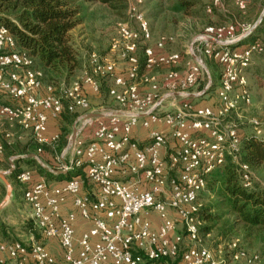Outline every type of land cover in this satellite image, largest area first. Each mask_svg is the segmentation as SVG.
<instances>
[{
  "label": "built area",
  "instance_id": "1",
  "mask_svg": "<svg viewBox=\"0 0 264 264\" xmlns=\"http://www.w3.org/2000/svg\"><path fill=\"white\" fill-rule=\"evenodd\" d=\"M218 5V0H209L205 13L212 14ZM142 6L143 0H126L129 21L116 24L108 54L90 52L79 75L58 85L43 82L33 59L17 50L13 36L0 25V154L13 128L28 133L37 145L36 155H41L43 147L56 146L58 135L47 136L48 123L63 110L78 113L76 122L88 113L106 115L86 119L92 127L90 141L75 137L64 169L80 170L77 175L48 184L33 181L30 169L14 167L40 241L33 236L0 241V263L5 257L14 264H56L43 243L53 241L64 264H263L238 237L222 240L215 249L206 246L198 216L205 177L238 151L236 127L221 129L220 123L239 105L251 104L243 72L246 56L260 42L240 46L251 32L240 25L206 26L197 39L201 49H186L189 61L181 72V54L167 52L165 39L150 44L152 30ZM237 6L246 9L242 1ZM238 45L243 53L235 49ZM201 56L221 69L217 110L189 98L199 94ZM114 59L125 68L117 67ZM158 69L165 70L160 77L154 74ZM103 80L110 83L107 95L115 110L103 109L101 103L94 106L85 92L98 95ZM260 86L264 90V77ZM137 126L146 131L142 148L132 140ZM240 171L244 186L250 187L248 167L241 165ZM83 184L91 187L89 194L82 193ZM68 199L72 210L66 212ZM77 215L90 224L78 237ZM152 215L160 221L156 226Z\"/></svg>",
  "mask_w": 264,
  "mask_h": 264
},
{
  "label": "trees",
  "instance_id": "2",
  "mask_svg": "<svg viewBox=\"0 0 264 264\" xmlns=\"http://www.w3.org/2000/svg\"><path fill=\"white\" fill-rule=\"evenodd\" d=\"M170 2L171 12L183 17L195 16V8L202 6L200 0ZM92 6L105 9L114 18L123 19L126 0H0V25L13 36L17 50L26 52L33 59V68L43 73L46 83H69L81 68L71 32L83 24L84 12ZM263 41H260L261 46ZM209 73L213 88L219 75L214 71ZM205 95L196 98V101L193 99L195 104L202 105L198 101ZM97 96L101 98L102 91ZM79 116L78 113L63 110L55 119L59 129V151L63 149L71 126ZM260 129L259 135L254 131L239 134L235 157L227 155L223 163L205 177V192L213 193L214 200L208 206H201L198 216L202 224L199 233L207 235L215 229L223 240L238 237L247 249L259 252L264 264V186L253 181L255 174L264 176V127ZM29 147L22 148L17 154H30L33 151L29 152ZM45 149L50 151L49 147ZM22 161L28 166H37L32 158H23ZM241 165L247 166L251 172L250 187L244 186ZM11 183L18 184L15 175L11 176ZM0 186L3 187V184L0 183ZM166 262L171 261L159 263Z\"/></svg>",
  "mask_w": 264,
  "mask_h": 264
},
{
  "label": "rangeland",
  "instance_id": "3",
  "mask_svg": "<svg viewBox=\"0 0 264 264\" xmlns=\"http://www.w3.org/2000/svg\"><path fill=\"white\" fill-rule=\"evenodd\" d=\"M200 1L202 3V6L201 8H195V16L183 17L179 14H174L171 12L170 0H143L142 9L147 19L149 20L152 30V39L150 41V44L152 45L161 38L165 39V49L167 52L181 54L182 61L178 66L179 71L183 72L185 70L186 63L189 61L188 57L184 54L186 49L192 46L201 49V44L198 43L197 39L200 35H202L203 29L206 26L219 25L235 27L237 25H240L245 27L244 29H247L251 32L247 35L248 37L243 40L240 46L251 47L250 42H254L255 39L260 42L262 39H264V0H218L219 5L213 9L212 14L210 15H207L204 10L205 5L209 3V0ZM239 1H242L246 5V9L244 11H241L237 6V3ZM83 17L84 20L83 24H81L80 26L81 28L75 29L73 32H71L70 36L72 44L77 51L81 68L82 65L86 63L87 55L90 52L94 51L101 55L108 54V47L110 44V40L115 33L116 24L119 22L129 21L126 10L124 18L117 19L110 15V13L105 9H101L97 6L88 7L84 12ZM239 34L240 28L237 27L236 35ZM240 46L238 45L235 49H239V52L241 51L240 53H243V47L240 48ZM255 49L251 50V53L246 56L247 67L243 72L248 90L251 93V104L249 106L239 105L238 109L235 112H232L220 123L221 129H224L225 126L236 127L240 135L248 132L252 133V131H254L255 129L264 127V90L260 86V81L264 77V41L262 43V46L260 44V46L256 50ZM141 53V50H139L137 54L140 62L142 60ZM200 59L203 63V78L199 84L198 89L196 90V92L199 93L207 88V74L210 71H214L220 77L221 71L220 67L214 61L204 56H201ZM114 60L115 62H117V67L123 69L125 68L124 62L119 61L118 59ZM81 68L75 73V76L79 75ZM164 72L165 70L158 69L154 71V74L160 77L164 74ZM42 80L44 83H46L44 75L42 76ZM109 86V81H101V98L103 97V99L99 98L97 95H94L91 99L89 98L94 106H98V104L101 103L103 109H117V106L114 104V102L107 96ZM216 101L217 99L215 89H209L204 98L200 99L198 102H202V105H209L208 103H216ZM73 126H75L77 130L79 127V123L75 122L71 126V132L61 151H59V148H57L58 142L56 143V146L54 148L50 149V151L47 149L44 150L47 157L45 158V160L47 159L49 164L47 162L45 163L48 164L51 170L60 168L62 160L61 158L64 157L62 153L68 144ZM17 129L18 128H14V130H12L13 137L8 141L9 145H12L10 147L11 149H9L5 157H3L4 162L0 163V171L2 172L8 171L10 168L9 162L6 160L7 157H9L11 153H18L21 150V148L18 147L19 141L26 142V144L30 146L28 149L29 152L31 150L33 151V148H35L34 142L31 137L27 133H23L21 130ZM56 158L58 159L56 160ZM13 162L15 163L16 161L14 160ZM28 169H30V171H33L35 175L41 176L45 174L43 173L42 168L39 169L38 165H32L28 167ZM46 179L47 181L51 180V178ZM253 181L264 186V176H262L261 174L253 175ZM8 182L10 184L9 179ZM5 194L6 186L3 184V187L0 186V203L4 200ZM19 198L21 197L19 196ZM213 200L214 194L210 192H204L201 195V198H199V202L202 208L213 203ZM17 201L22 204L21 208L24 213L28 212L27 208L22 203V198H17ZM6 209L7 210L4 211L3 215L0 218V221L4 225H7L9 229L12 227L13 229H17L16 227H20L18 225H22L21 223L23 221L19 216H17L16 212L10 210L8 207ZM31 229V224L27 222H25L23 228H20L21 231L16 230L18 233L16 231H13L7 234L6 230L2 229L0 231V241L3 240L4 242L5 240H25L27 237L26 232L31 231ZM22 233H24L25 236H22ZM16 235H19L20 237ZM200 235L204 239L205 245L211 247L212 249H215V247L219 245V243L223 240L215 231V229H213V232H211L210 234L206 235L205 233H200ZM248 250L253 253L259 254L256 249ZM179 263L180 261L177 260L175 262H166L161 264Z\"/></svg>",
  "mask_w": 264,
  "mask_h": 264
},
{
  "label": "crops",
  "instance_id": "4",
  "mask_svg": "<svg viewBox=\"0 0 264 264\" xmlns=\"http://www.w3.org/2000/svg\"><path fill=\"white\" fill-rule=\"evenodd\" d=\"M80 26L78 27V29L81 28ZM207 77H208V85H209L210 73L207 74ZM103 81H106V80H103ZM218 83H219V77H218L217 81L214 83V88H210V89H216V87L218 86ZM85 92H86L88 98H90V99L95 95L94 93H92L88 89H86ZM195 101H196V99H195ZM208 104L211 105V107L214 110H217V107H218L217 101H216V103L215 102L214 103L213 102L212 103L210 102ZM96 107H98V106H96ZM95 109H97V108H95ZM75 122H76V120H75ZM56 123L57 122L54 119H50L49 120L48 130H47V136H52V135H58L59 134V129H58ZM78 123H79V127L77 129L76 137L83 139L85 142L90 141L91 140V137H92L91 136L92 135V127L87 124L85 115H84V117H82V119H80V121H78ZM12 130H14V128ZM132 140L136 143V145L139 148H142L143 146L146 145V142H147V140H146V131L144 129L140 128V126H137L133 130V132H132ZM57 141H58V139H57ZM18 144H19L18 147H20L21 149L22 148L24 149V148L28 147V145L26 144V142L19 141ZM34 145H35V147H37L35 143H34ZM11 146L9 145V142H5L4 143L3 153L0 154V163L4 162L3 161V157H5V155L7 154V151L9 149H11L10 148ZM46 147H49L50 149H52L51 146H46ZM71 148H72V145L70 146V148L67 151H65L66 148L63 150V153L62 154H64V157L61 158L62 159L61 160V166H60L59 169H56V170H51L49 168V166H48V164H49L48 160L47 159L45 160V158H47L46 157V154L44 152L45 147H43V152H42L41 155H36V152H35L36 149H34L33 152H31L30 154H27V155L22 154V153L21 154H17L15 152L13 154H10V156L7 157L6 160L9 162V165H10V168H11V161L12 162L14 160L16 161V159H18V158L21 157L20 160L16 161L15 163L13 162L14 163L13 169H14V167L27 168L28 169V167H30V166H28L25 163H23L22 159L23 158H27V157L31 158V155L34 154L36 156V158L35 159L32 158V159L38 165L39 169L40 168L43 169L42 171L45 174H43L41 176L40 175H35L33 181H37L39 179L40 180L44 179L48 184H57L58 181L65 180V179L69 178L70 176H75V175H77V173H80V170H73L72 172L71 171H67V173L65 175H58V174H56V172H58V171H66V169H64V167H66V165L71 160V155H70ZM45 162H47L48 164L45 163ZM13 175H15L14 171H13L12 175H10L8 177V179L10 180V185H11V195H10V198L4 204L2 203L3 201L0 203V206H1L0 207V218L3 215L4 211L7 210L6 208L8 207L10 210L16 212L17 216H19L23 222L21 223L22 225H18L20 227H16L17 229H13V227L9 229V227L7 225H4L0 221V231L2 229H5L6 230V233L8 234V233L13 232V231L15 232L16 230H18V231L25 230V229H21L20 230V228H23V226L25 225V222H27V223H30L31 224V228L32 229H31V231L26 232L27 233L26 234V236H27L26 238H28L30 236H33L37 241H40V236L38 235V232L34 229V227L32 225V222L30 220V208L23 201L22 194H23V190H24L25 187L22 186L19 182H18V184H15V185L12 184L11 183V176H13ZM15 178H16V176H15ZM46 178H51V180L47 181ZM0 183L3 184V182H1V181H0ZM6 191H7V188H6ZM91 191H92V189H91L90 186H88L86 184H83L82 193H84V194L85 193H88L89 194V192H91ZM5 196H6V194H5ZM5 196H4V198H5ZM19 196L22 198V203L27 208L28 212H25L24 213V211L22 210V208H21V205L22 204L17 201V198L18 199H21V198H19ZM64 210L66 212L72 210V205H71L70 199L67 200L66 205L64 206ZM151 219H152V221H153V223H154L155 226L160 222L155 215H152ZM89 227H90V224L87 223V222H85V221H83L77 215L76 220H75V223H74V231H75L76 237H78L81 233H83L84 231H86ZM16 236L20 237L19 235H16ZM22 236H25L24 233H22ZM1 241L3 242V240H1ZM11 241H14V240H11ZM11 241L10 240L9 241H6L5 240L4 242H11ZM43 243L49 249V251L53 254V256L56 258V264H64L63 261H62V258H61V251L58 248V246L56 245V243H54L53 241H48V242H43ZM0 264H14V262H12V261L6 259L5 257H3V262L0 263ZM27 264H32V262H28ZM179 264H182V263L180 262Z\"/></svg>",
  "mask_w": 264,
  "mask_h": 264
},
{
  "label": "water",
  "instance_id": "5",
  "mask_svg": "<svg viewBox=\"0 0 264 264\" xmlns=\"http://www.w3.org/2000/svg\"><path fill=\"white\" fill-rule=\"evenodd\" d=\"M211 84H212V82H211V79L209 78V85L208 86L210 87ZM209 87H207L206 89L201 91L199 94L189 95V98L196 99L198 97H201V96L205 95L207 93ZM105 116L106 115L101 114V113H88L87 115H85V118L86 119H93V118H101V117H105ZM76 133H77V130H76L75 126H73L72 127V133H71L70 138L68 140V144L66 146L65 151H67L70 148V146L73 144V142L75 140V137H76ZM20 158L16 159V161L20 160ZM31 158L35 159L36 156L33 154V155H31ZM13 166H14V163L11 161V168L8 171H4V172L0 171V181L3 182V184L7 188L6 196H5V198H4L3 202H2L3 204L10 198V195H11V185L8 182V177L10 175H12V173H13ZM66 173H67V171H58V172H56V174H58V175H65Z\"/></svg>",
  "mask_w": 264,
  "mask_h": 264
}]
</instances>
